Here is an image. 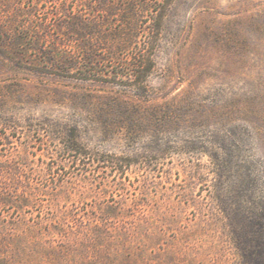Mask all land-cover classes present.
I'll return each mask as SVG.
<instances>
[{"label": "rangeland", "instance_id": "obj_1", "mask_svg": "<svg viewBox=\"0 0 264 264\" xmlns=\"http://www.w3.org/2000/svg\"><path fill=\"white\" fill-rule=\"evenodd\" d=\"M6 196L0 264H264V0H0Z\"/></svg>", "mask_w": 264, "mask_h": 264}, {"label": "trees", "instance_id": "obj_2", "mask_svg": "<svg viewBox=\"0 0 264 264\" xmlns=\"http://www.w3.org/2000/svg\"><path fill=\"white\" fill-rule=\"evenodd\" d=\"M163 18L162 15H159V16H156L154 22L157 26V30L159 29V25H160V22H161V19ZM120 37V36H119ZM150 70H151V66L150 65H147V64H144L143 66H141V71L137 74L136 78L139 79V81H144L145 78L148 76V74L150 73ZM74 143L76 145H78L75 141ZM0 203L4 204V205H13L14 202L13 200L11 199V197H3L0 199ZM29 201L27 199H22L20 204L21 206H28L29 205Z\"/></svg>", "mask_w": 264, "mask_h": 264}]
</instances>
